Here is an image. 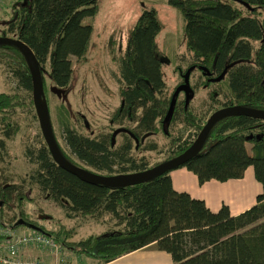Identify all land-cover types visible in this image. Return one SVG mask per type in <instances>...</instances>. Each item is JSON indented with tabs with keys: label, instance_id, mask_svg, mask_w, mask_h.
I'll return each mask as SVG.
<instances>
[{
	"label": "trees",
	"instance_id": "16d2710c",
	"mask_svg": "<svg viewBox=\"0 0 264 264\" xmlns=\"http://www.w3.org/2000/svg\"><path fill=\"white\" fill-rule=\"evenodd\" d=\"M167 2L184 20L185 51L174 58L187 64L183 67L175 61V71L182 74L178 83L187 82L190 92L174 96L178 84L167 91L163 62L155 52L161 25L155 9L143 10L124 52L112 58L118 67L114 76L120 100L110 114L108 126L87 136L63 123L68 152L54 135L71 163L97 174L116 175L142 171L181 154L207 120L191 108L199 88L206 90L207 98L202 104L219 105L212 111L233 105L264 110V0ZM5 7L8 14L0 19V35L18 38L32 49L39 62L44 95L46 75L56 86L66 88L74 72L70 57L77 61L85 58L92 25L82 20L95 15L97 0H11ZM0 62L19 87L32 93L26 60L16 46L0 44ZM201 67L212 76H224L210 82L209 75L200 72ZM194 71L203 80L192 84L190 76ZM172 98L174 104L169 111ZM28 103L33 104L32 96ZM24 104L19 94L0 93V154L6 148L5 139L14 137L19 130L10 114ZM175 123L193 128L194 134L187 139H171L173 149L168 156L150 164L146 154L156 150L157 143L147 141L148 136L162 133L171 137L170 128ZM25 155L35 164L29 182L37 185L43 198L56 203L68 218L109 215L113 228L78 241L72 240L73 228L47 230L22 209L31 190L25 188V180L16 183L2 175L0 224L19 228L22 225L16 222L22 218L53 236L67 252L92 257L98 264L150 244L168 253L173 264H264V120L247 116L219 119L201 150L180 166L193 173L199 184L240 179L252 166L255 178L262 183V192L252 206L238 214H232L224 204L212 211L204 200L175 190L170 171L134 185L109 187L83 182L60 168L44 139L37 146L27 147ZM14 208L17 214L7 219L5 211Z\"/></svg>",
	"mask_w": 264,
	"mask_h": 264
},
{
	"label": "rangeland",
	"instance_id": "374dc122",
	"mask_svg": "<svg viewBox=\"0 0 264 264\" xmlns=\"http://www.w3.org/2000/svg\"><path fill=\"white\" fill-rule=\"evenodd\" d=\"M11 0L7 2L10 3ZM6 4V5H7ZM6 5L0 11V17L8 14ZM145 9H155L156 16L161 25V31L156 38L155 52L163 62L162 73L167 85V91L173 90L180 81V76L175 71V61L186 66V61H180L174 55L180 56L185 51L183 26L184 20L180 12L168 4L167 0H97L95 15L82 20L84 24L92 25V34L86 46L85 58L77 61L74 56L70 57L74 69L72 80L66 88L53 84L49 77L45 76V96L49 108V116L54 131L61 147L68 152L63 140V123H67L77 132L94 136L108 126L112 111L119 105L118 84L114 76L118 72L117 64L112 58L121 55L127 43L131 29ZM3 16L0 18L2 19ZM3 22H0V33ZM203 80L198 71L190 76L192 84ZM51 87L63 90L59 97L52 92ZM19 94L24 100V105L15 107L10 114L19 126L17 134L5 139V150L0 154V176L8 177L16 183L25 180V188H30L27 201H23V211L35 222L44 226L47 230L56 231L60 226L73 228L75 233L73 241L85 238L91 233L113 228V221L109 215L101 218L72 217L68 218L65 211L50 199L41 196L37 185L30 183V174L35 168L25 151L27 147L37 146L43 139L38 119L33 104H29L32 96L28 91L18 86L17 80L9 73L3 63L0 62V93ZM206 90L199 88L193 97L192 111L206 119L215 107L202 104L206 97ZM182 97V93L179 95ZM203 117V118H204ZM171 137L162 133L148 136L147 141H155L157 149L147 152L150 164H154L166 158L173 149L171 139L181 136L188 138L194 134V129L185 128L180 123H175L170 128ZM0 137L2 135L0 134ZM147 137V138H148ZM120 138L118 137V140ZM139 155V154H138ZM197 180V178H196ZM190 183V181H187ZM198 182V181H197ZM189 188V186H187ZM198 192H194L193 198L204 199L208 208L217 211L223 204L227 205L231 213H240L255 203L257 195L262 192V183L254 175V169L249 166L244 176L240 179L227 181L211 180L206 186H198ZM17 209L6 210L7 219L17 214ZM237 213V214H238ZM24 230L27 227L22 226ZM161 251L155 244L148 245L138 254L147 258H137L140 264H173L169 259L158 257ZM157 256V258H154Z\"/></svg>",
	"mask_w": 264,
	"mask_h": 264
},
{
	"label": "water",
	"instance_id": "95a60500",
	"mask_svg": "<svg viewBox=\"0 0 264 264\" xmlns=\"http://www.w3.org/2000/svg\"><path fill=\"white\" fill-rule=\"evenodd\" d=\"M0 44H11L16 46L23 54L26 60L30 72L31 85H32V102L35 109V114L38 119L42 137L51 154L53 161L60 168L76 176L81 181L89 184H98L109 187H122V186L134 185L140 182L148 181L165 172L171 171L173 169L182 166L190 158L195 156L201 150L211 127L219 119L229 116H247L255 119L264 120V110L239 106V105L224 106L213 111L209 115L206 122L202 126L201 130L197 134L195 140L181 154L142 171L116 174V175L97 174L89 170H86L82 167H79L76 164L71 163L62 154L52 130L51 120L48 113L47 103L43 90L42 75H41L39 62L32 49L22 40L10 36L0 35ZM201 69L203 74L210 75V72H208L205 67H201ZM223 76L224 73H221L217 77L210 78L208 80L210 82H218L223 78ZM51 88H52V92H54L57 96L60 97L62 95L63 93L62 89L58 87H51ZM180 92H184L186 94L190 92V86L187 82L178 85L175 88L173 94L175 96ZM173 104H174V98H172L171 100L169 111L172 110ZM16 225H22V226L28 225L30 229L42 231L37 225L32 223H27L22 218L16 222Z\"/></svg>",
	"mask_w": 264,
	"mask_h": 264
},
{
	"label": "built area",
	"instance_id": "2783aa9c",
	"mask_svg": "<svg viewBox=\"0 0 264 264\" xmlns=\"http://www.w3.org/2000/svg\"><path fill=\"white\" fill-rule=\"evenodd\" d=\"M7 2L0 0V11ZM31 248L49 256L50 260L26 254ZM0 264H68V252L51 235L0 224Z\"/></svg>",
	"mask_w": 264,
	"mask_h": 264
},
{
	"label": "crops",
	"instance_id": "0c3cea01",
	"mask_svg": "<svg viewBox=\"0 0 264 264\" xmlns=\"http://www.w3.org/2000/svg\"><path fill=\"white\" fill-rule=\"evenodd\" d=\"M169 175L171 177L172 185H173L175 190L187 192L192 197H193V195H196V194H194L195 191L198 192L197 184H198V186H206L207 183L211 181L210 180V181L204 182L203 184H199L196 180V176L184 167H178L176 169L171 170L169 172ZM187 181H190V183ZM187 186H189V188H187ZM202 200H204V199H202ZM205 203H206V201H205ZM237 213H233V214H237ZM18 229L20 231H22V230L24 231V228L19 227ZM147 247L148 246H146L145 248H147ZM142 249H144V248H142ZM142 249H139V250H136L134 252L128 253L126 255H123V256H121V257H119V258H117L111 262L105 263V264H140V263H138L137 258H147V257L153 258V256L143 257V255L138 254V252H140ZM162 252H164V251H161V253H160V255H158V257H160L162 259H164V257H166L169 259L170 255L167 253L169 255V256H167V254H163ZM26 254H28L30 256L36 255V256H40L41 258H44L46 260H50L49 256H46L44 253H41L40 251H38L36 249H32V248L27 249ZM154 258H157V256H155ZM68 264H98V263L96 262V260L94 258L86 256L84 254L68 252ZM169 264H170V259H169Z\"/></svg>",
	"mask_w": 264,
	"mask_h": 264
},
{
	"label": "flooded vegetation",
	"instance_id": "af4514ba",
	"mask_svg": "<svg viewBox=\"0 0 264 264\" xmlns=\"http://www.w3.org/2000/svg\"><path fill=\"white\" fill-rule=\"evenodd\" d=\"M200 72L203 73L202 71H200ZM214 77H215V76L209 75V76H207V79L214 78ZM180 78L183 79V78H182V74H180ZM181 83H183V82L178 83V85L181 84ZM178 85H177V86H178ZM182 93H183V92H182Z\"/></svg>",
	"mask_w": 264,
	"mask_h": 264
}]
</instances>
